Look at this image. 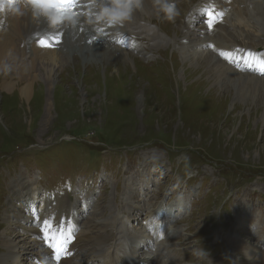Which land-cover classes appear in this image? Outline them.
I'll list each match as a JSON object with an SVG mask.
<instances>
[{
  "label": "rangeland",
  "instance_id": "374dc122",
  "mask_svg": "<svg viewBox=\"0 0 264 264\" xmlns=\"http://www.w3.org/2000/svg\"><path fill=\"white\" fill-rule=\"evenodd\" d=\"M199 2L176 0L180 14L174 21L166 20L162 13L149 19L135 13L130 24L134 22L148 35L152 33L156 42L160 27L163 32L158 43L149 37L142 47L144 50L124 59H118L116 51L129 50L119 47L110 53V59L92 62H84L82 55L75 53L71 62H61L52 90L43 80L36 81L32 110L18 91L2 93L3 78L17 82L16 71L11 69L0 75V216L8 222L0 220V255L7 252L5 235L14 240L16 234L24 236V231L32 230L30 225H24L23 219L16 220L13 214L7 218L4 214L11 198L14 205L19 203L21 189L14 187L15 183L27 178L36 182L38 190H42L40 185L47 188L49 196H54L53 192L70 200L79 199L78 204L88 203L89 208L79 221L81 229L92 223L94 228L98 226L96 223L104 226L105 256L97 261L85 260L83 264H115L108 262L111 256L120 254L118 234L123 232L121 223H117L115 237L111 236L113 221L111 227H106L111 217L125 219L131 206L136 210L146 209L140 218L131 221L136 228L140 223L146 226L147 220L143 218L150 210L156 211L160 204L157 198L163 200L173 194L177 196L170 200L183 197L186 201V207L173 224L179 233L174 229L166 231L169 237L164 236L143 253L137 248L136 264H142L156 251L155 264H258L257 259L251 262L236 254L227 243L239 228H243L245 240L258 246L262 242L264 222H259L262 231L255 229L247 233L242 220L252 211H261L264 216V123L261 121L264 111H259V104L249 108L231 91H222L220 99L212 100L190 88L194 80L190 81L185 69L192 60L207 56L196 53L194 49L198 48L189 45L191 39L200 41L207 34L197 32L193 36L189 27L187 39L183 38L190 13ZM151 18L159 26L156 29L151 26ZM260 23H256L255 30L240 25V30L229 28L225 33L230 36V30L234 29V36H230L233 41L237 35L239 44L262 46L264 27L260 29ZM129 29L134 33L135 29L131 26ZM134 37L139 39L137 33ZM186 40L185 47L190 48L184 51ZM233 41L226 45H234ZM64 50L67 52L68 47ZM85 55L92 56L89 51ZM24 59L31 62L34 57L28 53ZM219 79L220 85L225 83L223 77ZM209 90L207 87L201 94L207 95ZM191 94L197 98L192 100ZM150 175H154L159 185L157 191L151 187L146 194L156 196L146 203L137 202L142 198L136 193L138 183H145ZM3 186L5 193L1 190ZM13 191L18 193L14 196ZM131 191L135 194L131 195ZM37 198L41 197L37 194ZM152 203L156 204L150 206ZM22 225L23 231L19 232ZM28 233L32 235L31 231ZM24 237L26 241H20L18 247L23 245L26 252L41 251L36 237L32 240ZM240 250L239 253H244ZM89 253L86 247V255ZM244 254L255 257L248 250ZM122 256L120 263L131 264L126 255ZM259 263L264 264V253L259 256Z\"/></svg>",
  "mask_w": 264,
  "mask_h": 264
},
{
  "label": "bare ground",
  "instance_id": "6f19581e",
  "mask_svg": "<svg viewBox=\"0 0 264 264\" xmlns=\"http://www.w3.org/2000/svg\"><path fill=\"white\" fill-rule=\"evenodd\" d=\"M205 1L208 4L209 8L213 9L215 7L222 5L226 0H204V2ZM227 1H228L227 5L229 6V10L227 12L228 14H226V16L223 17V19L220 22L211 25L208 32L206 31V27L203 25L202 18L200 17H199L200 18L199 21L195 22V24L197 26H202V27H200L199 29L196 28L197 26L195 28H193L194 26L191 27V35L194 36L197 34V32H201L207 35L205 36L204 39L200 41L191 39L189 41L190 47L198 48V49H194L196 53L204 54L206 52L208 55L204 57L200 56L199 59L197 60H192L190 63L192 66L188 65L190 67L185 69V73L187 74V77L190 78V81L194 80L192 81V83H190V88L198 91V95L202 97L206 96L208 98H212V100L216 98L220 99L222 97L221 95L222 91L224 93L225 91L226 92L231 91V93L234 94L233 96H237L238 100H240V102L243 104L249 105L248 106L249 108H253L259 104L258 106L259 111H264V65L262 63L256 65L258 68L259 76L243 74L239 70L237 71L234 68L226 65V63H230L229 61L234 60V57L236 56L233 54L230 48H234L235 51L240 50L242 53L240 56H242L244 53H246L247 55H250L251 52H253V54H256V52L251 51V50L250 51L246 50V48L242 46H239V47L234 46V45H239V44H234L232 46L226 45L228 41H233V39H231V37L227 35V33H225L228 31L229 28H236L240 30L241 29L240 25L255 28V25L252 24V18L254 16V19H257L260 11H262L261 12L262 18H260L261 23L259 22L260 23L259 26H260V29L263 28L264 27V0H255V1L254 0L253 1L252 0H227ZM136 13L145 19H149L153 14L157 15L159 12L154 7L153 0H144L143 10L137 11ZM2 18H4V21L2 20ZM41 18H34L30 10H26L24 15L22 16H12L4 12H0V62H6L10 64L11 69H14L16 71L17 73L16 75L19 78L18 81L16 82L7 77H4L1 83V90H3L2 93L6 91L12 94L18 91L21 97L28 103L29 110L30 109L32 110L35 108L33 107L34 103H32L33 102L32 98L34 94V86H35L36 81L43 80L44 82L47 83V85L49 86V89L52 90L54 81H55L54 77H55L56 71L61 66V62L62 63L71 62L74 58V54L77 52L79 55L80 54L82 55L84 62L103 60V59H106L107 57L110 59L111 58L110 53L112 54L113 50L117 49L115 47H119L123 49L122 46H119L116 43H114L110 36H108L107 38V40L108 41L110 40V41L107 42V45H105L106 46L105 48L99 46L96 42H93V43L84 42L82 41L81 37H79L74 40L70 39V41H73V42L65 46V47H68L67 52H64L65 47L62 49H49V47H45L44 44L35 43V41L33 40V34L37 30V20ZM124 26L129 28L130 21L126 22ZM8 28H9L8 32H4ZM85 28L90 29L87 24H85ZM203 30H205V32ZM210 30L212 31L211 33H209ZM219 31L225 34L220 33ZM90 32H92L91 29H90ZM69 37L73 38L74 34L70 32ZM207 41H217L218 42L217 46L219 48H216L214 51H212L214 55H212L208 51V49H206L208 48ZM251 42H254V41H251ZM20 44L21 45L25 44V45L22 48H20L18 47V45ZM248 47H251V46H248ZM262 48L264 50V47ZM133 49L141 51V47L139 46V44ZM79 50L81 51L79 52ZM126 50H131V49H126ZM218 50L224 53V55L222 56V59L219 58L221 61L217 59L218 55L215 53ZM86 51H89L92 54V56H86L85 55ZM28 53H30V55L34 57V59L31 62H27L24 59L26 58ZM127 56H128V53L124 51L120 59L127 58ZM186 57L187 56H185V58ZM260 57L263 58V56H260ZM41 73H43V75H41ZM3 74H5V72L2 70V68H0V75H3ZM229 75H232V76H229ZM196 76H199V79L197 80L193 79ZM219 77L220 78L225 77L230 80L228 81L223 80L225 83L220 85L221 81ZM217 83L219 84V86L216 85ZM207 87L208 89H210L209 93L207 95H202L201 91L205 88L207 89ZM191 98L192 100H194V98H197V96H194L193 94H191ZM208 98H206L205 100H207ZM46 104L48 105L47 112H49V106L51 102L48 100ZM256 113L259 114L258 111ZM261 121L264 123V116L261 119ZM19 177L21 178L22 174H20ZM13 186L14 184L12 185V187ZM14 187L21 189L20 191L21 197H19L18 199L19 203L16 205H14V201L11 200V205L13 209H11L6 214V216L8 218L10 214H13L16 220L23 219L24 225H30L32 227V230L24 231V233H26L25 234L26 237L27 236L31 237V240L32 238L36 237V236H33V234L34 235L38 234V232H42L44 230V227H43L44 225H43V222L41 221L39 225L36 226L34 220L30 221L26 217L24 211L25 209L28 210L29 203L31 202L35 203V201L38 199L41 200L42 202L40 203L39 207L37 205L38 207L37 211H39L40 213H44L46 216H48V218H49L48 210H52V211L57 210L58 212L59 211L61 212L62 210H64L63 216L66 217V219L68 220L69 226L72 225L76 221L79 222L80 220H83L84 215H85L84 211L87 208H89L88 203H83L82 205L78 204V202L80 201L79 199H76L75 202H71L68 198L60 202H59V199H57L55 201L56 205H54V202L46 198V195H44L42 198H37L38 186L36 182L34 181L29 182L23 179L22 181L15 183ZM145 190L147 189L144 183V186L140 187L137 190V192H141L140 194H142L145 192ZM17 193L18 192L13 191L14 196ZM26 201L28 204L25 203ZM168 207H169V210L168 208H166V210L168 211L157 214L158 220L160 221V224L162 225L163 230L171 231V229H174V231H176L177 228H175V225L173 224L175 220V214L178 213L179 202L174 201L170 203ZM149 212L152 213L153 211L150 210ZM37 215L40 216L39 213H37ZM143 219L147 220L145 222L146 226H144L143 223H140L139 227L136 228L134 224L130 222L129 216H127L125 219H122V220H119L118 217H111L110 222L106 225V227L107 226L111 227L112 221H113V225L115 227L110 230L111 236L115 237L117 223H121V228H122L123 233L118 234L119 240L117 242V246L121 244L120 254L117 256H111L108 263L112 261V262H115V264H125V263H120L121 261H123V259L121 258L123 257L122 256L123 254V255H126L130 259L131 264H136V258H137L136 251L138 250L137 246L139 244L144 243V241H146L148 238L154 239V242H158L160 240L156 236V233L149 234L148 230H146L147 226H152V227H155L157 230H160L159 227L156 226L155 222L152 221V220L157 219L156 216L153 215L151 216V218H149L148 215H146V217ZM26 222H30V223H26ZM24 225L20 226L19 232L23 231L22 227ZM96 225H98L97 228H94L93 223H92V225H89V227L85 226L84 230L81 229L79 231V234L77 235V239L72 246L74 249L77 250L75 254V258L74 259H63L61 260L60 264H83L85 260L92 259L94 261H97L103 258L105 230H104V226L99 225L97 223ZM29 231H31L32 235H29L28 233ZM66 233L67 232L64 233V236L66 235ZM24 236L16 234V238L12 240L8 236L5 235L4 240L7 243L4 244V246L8 249V251L7 253H3L2 255L3 260H1V264H9L10 262H11L10 264H22L21 261H19V257H15V254H16L15 248L18 247V244L20 243V241H24V242L26 241V238ZM167 237H169V232H166L165 234V238ZM35 241H36V245L38 244L41 247L40 248L41 251H39L38 253L39 254L38 258L40 259L39 263L41 262L46 263L48 261V258L46 255V249L43 247L40 240H35ZM127 242H128V245H127ZM145 246H147V248H151V247H154L155 244L153 245L145 244ZM86 247H87V250L90 251V253L87 255H86ZM139 247H140V252L143 253L145 247H142V248L141 246ZM96 248H99V250H96ZM239 248L242 249L240 251H243L244 253L246 250L250 251L252 256L255 255L258 251L257 247L250 242H245L244 246L243 247L239 246ZM150 254H152V252H150ZM157 258H158V255L156 251L154 256L148 259V261L152 260V262L149 263L147 260H145L144 262H142V264H147V263L154 264V261Z\"/></svg>",
  "mask_w": 264,
  "mask_h": 264
},
{
  "label": "clouds",
  "instance_id": "9594fccd",
  "mask_svg": "<svg viewBox=\"0 0 264 264\" xmlns=\"http://www.w3.org/2000/svg\"><path fill=\"white\" fill-rule=\"evenodd\" d=\"M153 5L168 21H174L180 14L176 0H153ZM144 0H90L87 10L78 4L75 7H64L59 0H2L0 12L12 16H22L30 10L34 18L43 17L52 26L80 23L81 16H87L94 26H119L133 19L137 11L143 10ZM0 68L7 72L11 65L0 62Z\"/></svg>",
  "mask_w": 264,
  "mask_h": 264
},
{
  "label": "snow or ice",
  "instance_id": "6c2138e0",
  "mask_svg": "<svg viewBox=\"0 0 264 264\" xmlns=\"http://www.w3.org/2000/svg\"><path fill=\"white\" fill-rule=\"evenodd\" d=\"M11 2H15V0H11ZM59 3L62 4L64 7H74V2L73 0H59ZM213 16H215L214 12H209V17L212 18ZM42 44H44L45 46H51V44L48 41H41Z\"/></svg>",
  "mask_w": 264,
  "mask_h": 264
}]
</instances>
